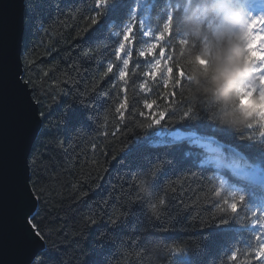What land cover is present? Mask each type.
<instances>
[{
	"label": "trees",
	"instance_id": "obj_1",
	"mask_svg": "<svg viewBox=\"0 0 264 264\" xmlns=\"http://www.w3.org/2000/svg\"><path fill=\"white\" fill-rule=\"evenodd\" d=\"M188 1L155 0L150 22L152 31H158L168 15L173 18L172 36L165 38L167 55L174 67L187 74L182 89L171 83L163 87L166 74L163 79L145 76L151 68L138 52L152 41L151 36L140 35L143 29L139 28L126 42V50L133 55L125 79H119L116 65L120 61H115L112 73L104 75L107 63L115 60L112 52L118 38L114 33L123 13L110 17L106 28L96 31L88 22L94 0L41 3L42 22L25 31L22 59L23 79L32 81L28 85L45 114L29 161L37 199L33 215L51 237L32 264H177L195 252L196 264H254L250 262L249 207L245 204L234 215L229 203L235 197L207 165L195 166L207 151L187 140L164 144L156 135L160 125L147 127L159 110L171 106L176 117L170 121L166 115L161 124L192 130V125L178 119L183 106L190 104L203 119L199 131H209L211 124L241 142H247L245 137L264 141V119L225 127L217 119L219 105L210 96L193 98L191 66L180 52L184 43L181 17L190 16L198 2L192 0L188 9ZM139 15L133 21L137 26ZM194 27L199 30L197 24ZM29 68L32 71H26ZM173 91L176 96L171 95ZM146 101H155L152 109L144 107ZM121 103L126 107L118 112ZM223 139L237 143L230 137ZM143 177L149 181L148 195L139 190ZM154 203L155 216L150 211ZM113 216L118 217V224L109 222ZM221 218H227L233 228L227 243L217 227ZM153 245L158 247L153 249ZM180 249L187 255L175 257L174 250ZM236 249L238 258L233 262Z\"/></svg>",
	"mask_w": 264,
	"mask_h": 264
},
{
	"label": "snow or ice",
	"instance_id": "obj_2",
	"mask_svg": "<svg viewBox=\"0 0 264 264\" xmlns=\"http://www.w3.org/2000/svg\"><path fill=\"white\" fill-rule=\"evenodd\" d=\"M43 0H22V28L24 31H28L40 24L42 21L39 18L38 9ZM155 0H129L127 7H124L125 0H94L93 7L89 13L88 22L90 25L96 26V31H100L106 28L110 17L123 13V18L120 23L116 25L119 30L115 31L114 36L118 39L115 41L112 54L115 60L107 63V69L104 75L113 72V65L115 61H120V65H116L120 80H124L127 70L129 68L130 59L133 55L132 52L126 50V42H129L134 32L139 29L140 35L151 36V43L147 49H140L138 52L139 57L144 58L146 63L150 65V72H145V76L150 79H155L160 76L162 79L164 74L167 75V79H163V87L168 88L171 83L173 88H183L187 74L182 68L174 67L168 60V49L166 47V37L171 38L172 36V22L173 18L168 15L160 25L158 31H152L151 29V11L154 7ZM248 12L251 14L249 17L250 24L252 27L251 35L258 39H264V36L256 33L257 24L264 25V0H245ZM137 13H139V26L133 23L137 20ZM71 17V14L69 15ZM148 28L145 29V25ZM138 46V41H133ZM148 43V41H144ZM258 60H255L258 68L261 64H264V51H258ZM123 53V57L121 56ZM151 57V59H148ZM29 61L25 60V64ZM162 65H164L162 71ZM26 71H32V69H26ZM264 72V71H262ZM47 76L48 73L44 72ZM24 73L17 75V86L22 91L28 84L32 83L29 79H23ZM146 84H141V88H146ZM172 96H176V92L171 93ZM181 99L180 104L183 105V94L180 93ZM147 101L144 107L152 109L153 104ZM175 103V101L173 102ZM126 103H121L117 108H125ZM159 108V106H157ZM41 118L39 122H42L45 118V114L40 112L38 114ZM168 115L169 120H173L176 117V110L168 107L163 110H159L157 118L150 119L147 122V127L152 128L153 125H160V130L156 132V135L161 138L164 144H177L182 141H189L190 143L200 142L201 149L208 148V152H212L213 155H209L208 152H204L203 158L197 161L195 166L203 168L205 165L208 167V171L212 172L214 176H221L222 182L230 186L241 184L244 186H251L253 189L252 196L264 197V141L256 142L250 137L242 138L247 142H241L227 130L218 131L214 125L210 124L209 131H199L198 127L200 122L203 120L199 112L194 109L190 104L184 105L183 110L179 114V122H188L193 126L192 130H182L181 128L168 129L165 125L161 124V120ZM123 119V117H121ZM218 133V135H217ZM230 137L237 143H230L229 140L223 139ZM210 145H216L217 149L209 148ZM228 152L229 155H225ZM157 174H154V177ZM135 181V177H133ZM233 195L235 199L229 203V208L233 210V214H238L242 208H244L246 201L251 204H260L261 206L254 211L256 217L255 222L251 225L255 234V248L251 253L254 259H259L260 264H264V200L251 199L244 192L234 191ZM165 201L161 199V204ZM132 207L131 201L128 205L130 211ZM159 218V217H157ZM36 216L32 213L25 215L24 223L26 226V242L34 247L46 249L48 246L50 233H45L44 229L40 224L35 222ZM95 221H93L94 223ZM112 224H118L119 219L113 216L109 219ZM222 230L225 235V242L230 240L228 233L233 232L231 223L227 218H221L217 226ZM175 257H179L181 254L187 255L185 249L174 250ZM193 253L187 260H177V264H196L193 258ZM35 256L29 261L32 264ZM238 258V249L232 254L231 260L234 262Z\"/></svg>",
	"mask_w": 264,
	"mask_h": 264
},
{
	"label": "clouds",
	"instance_id": "obj_3",
	"mask_svg": "<svg viewBox=\"0 0 264 264\" xmlns=\"http://www.w3.org/2000/svg\"><path fill=\"white\" fill-rule=\"evenodd\" d=\"M250 15L242 0H198L191 15L181 17L180 52L191 66V94L194 99L210 96L219 105L217 119L225 127L264 119V72L257 73L254 62L261 58L255 53L264 51V44L253 49L264 39L251 35ZM205 21H215V26L209 28ZM198 22L199 30L194 27ZM138 183L140 192L148 195V178ZM150 211L157 215V204H151Z\"/></svg>",
	"mask_w": 264,
	"mask_h": 264
},
{
	"label": "water",
	"instance_id": "obj_4",
	"mask_svg": "<svg viewBox=\"0 0 264 264\" xmlns=\"http://www.w3.org/2000/svg\"><path fill=\"white\" fill-rule=\"evenodd\" d=\"M22 14V0H0V264H29L44 250L25 240V215L37 205L29 161L43 121L30 86H17L23 73Z\"/></svg>",
	"mask_w": 264,
	"mask_h": 264
}]
</instances>
